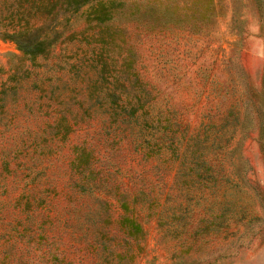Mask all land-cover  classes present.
<instances>
[{
	"label": "rangeland",
	"instance_id": "374dc122",
	"mask_svg": "<svg viewBox=\"0 0 264 264\" xmlns=\"http://www.w3.org/2000/svg\"><path fill=\"white\" fill-rule=\"evenodd\" d=\"M120 2L0 33V264H264V0Z\"/></svg>",
	"mask_w": 264,
	"mask_h": 264
},
{
	"label": "trees",
	"instance_id": "16d2710c",
	"mask_svg": "<svg viewBox=\"0 0 264 264\" xmlns=\"http://www.w3.org/2000/svg\"><path fill=\"white\" fill-rule=\"evenodd\" d=\"M14 3L13 9L22 13L27 20L24 24L14 26L12 32L0 33L13 40L25 55L32 58L47 55L57 41L58 23L47 26L49 17L57 21L59 15L75 13L89 6V21L104 24L114 18L122 4L118 0H15Z\"/></svg>",
	"mask_w": 264,
	"mask_h": 264
}]
</instances>
